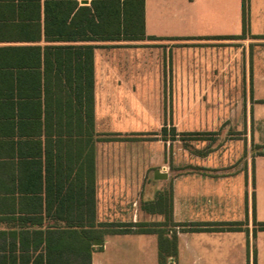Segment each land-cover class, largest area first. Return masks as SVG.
I'll return each mask as SVG.
<instances>
[{"label":"crops","instance_id":"1","mask_svg":"<svg viewBox=\"0 0 264 264\" xmlns=\"http://www.w3.org/2000/svg\"><path fill=\"white\" fill-rule=\"evenodd\" d=\"M143 2L0 0V264H264V0Z\"/></svg>","mask_w":264,"mask_h":264},{"label":"trees","instance_id":"2","mask_svg":"<svg viewBox=\"0 0 264 264\" xmlns=\"http://www.w3.org/2000/svg\"><path fill=\"white\" fill-rule=\"evenodd\" d=\"M143 0H92L95 11L94 32L96 37H104L110 34L119 33H144V9ZM135 4L136 12H135ZM139 4L141 12H139ZM87 91V93H86ZM88 94V96H87ZM89 108L92 103L91 87L85 89ZM221 225V226H218ZM240 225L238 222L214 224L211 227L194 224L192 229H235ZM264 229V222L259 223Z\"/></svg>","mask_w":264,"mask_h":264},{"label":"water","instance_id":"3","mask_svg":"<svg viewBox=\"0 0 264 264\" xmlns=\"http://www.w3.org/2000/svg\"><path fill=\"white\" fill-rule=\"evenodd\" d=\"M155 176H156V177H161V174L159 173V169H157V170L155 171Z\"/></svg>","mask_w":264,"mask_h":264},{"label":"rangeland","instance_id":"4","mask_svg":"<svg viewBox=\"0 0 264 264\" xmlns=\"http://www.w3.org/2000/svg\"><path fill=\"white\" fill-rule=\"evenodd\" d=\"M223 157H224V158H226V157H228V156H227V154H226V153H224Z\"/></svg>","mask_w":264,"mask_h":264}]
</instances>
